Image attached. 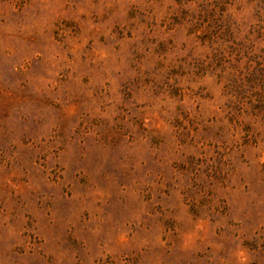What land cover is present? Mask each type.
<instances>
[{"label": "rangeland", "instance_id": "374dc122", "mask_svg": "<svg viewBox=\"0 0 264 264\" xmlns=\"http://www.w3.org/2000/svg\"><path fill=\"white\" fill-rule=\"evenodd\" d=\"M0 264H264V0H0Z\"/></svg>", "mask_w": 264, "mask_h": 264}]
</instances>
